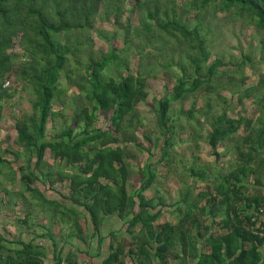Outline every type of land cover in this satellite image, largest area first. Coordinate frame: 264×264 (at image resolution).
Masks as SVG:
<instances>
[{
    "label": "trees",
    "instance_id": "16d2710c",
    "mask_svg": "<svg viewBox=\"0 0 264 264\" xmlns=\"http://www.w3.org/2000/svg\"><path fill=\"white\" fill-rule=\"evenodd\" d=\"M101 1L0 0V79L16 71L22 81L30 86L33 95L31 113L20 117L15 123L17 140L30 154L25 162V170L23 166L20 167L24 170L21 180L26 191L38 193L44 201L58 206V201L45 199L41 191L33 188L31 183L37 179L42 183L47 180L49 184L56 180H67L68 195L64 198L73 205L72 208H67V212L72 214L77 234L81 233L78 221H86L87 217L97 231L105 216L117 214L120 218H125L133 213L137 199L140 207L148 206L149 201L142 192L152 182V175H149L139 191L135 194L128 191V154L125 147L117 144L119 139L115 133L120 132L124 122H131L127 115L132 114L137 103L143 100L146 76L136 69L135 73L105 79L103 72L116 58V49L102 54L98 60H89L84 66L83 79L91 85L85 90V98L91 107L83 106L75 113L69 125L56 133L47 134L46 123L51 115L53 102L61 99L60 73L68 63L67 54L70 51L67 45L60 44L54 36L72 28H89ZM131 1L135 9H140V3L146 6L150 2L156 3L155 12L158 9V0ZM192 1L202 6L220 1L224 10H232L240 17H247L249 22L264 29V0ZM146 15L153 18L155 14ZM143 24L147 27L145 30L149 31L150 24L146 20ZM157 25L164 32L186 43L184 54L176 61L178 72L173 75L171 93L153 100L156 126L165 139L164 143H167L172 127L168 114L170 103L184 98L187 94L208 93L218 63H207L205 40L195 26L189 28L178 19L168 17ZM15 38L20 50L27 57L18 70L9 51ZM172 62L173 60L170 61ZM80 88L83 90L85 87ZM98 109L100 113H96ZM100 117L108 121L107 128L100 126ZM258 118L262 123V119ZM241 120L227 118L225 114L211 119L206 141L216 156L218 153L215 149L218 144L239 128ZM223 122H226L225 126L222 125ZM252 130L243 139L248 149L244 151L237 148L240 163L226 174L223 182L217 184L214 190L199 195L208 196L205 205L209 209L224 208L225 232L219 235L211 233V250L200 257L198 264H219L225 258L229 259V264H264V235L259 236L253 231L255 228L264 232V194L250 195L245 191V178L250 175H253L255 185L264 187V125L258 127L255 134ZM46 149L53 153V159L58 163L54 174L50 170H43ZM166 154L167 152H163V155ZM33 157L35 169L31 167ZM8 163L0 155V174L3 165ZM66 167H69V172ZM71 167H77V170L72 171ZM192 174L204 178L202 173L192 171ZM51 175L56 179H50ZM78 207L87 212V217L82 216ZM193 207L198 208L196 203L187 205L189 219L193 217ZM156 217V213L146 216L145 212H140L134 214L128 224L143 222L150 227ZM173 230V226L166 224L156 233L164 238L161 247H157L156 251L160 260L158 264H167L165 252L170 247ZM208 230L209 227H205V231ZM36 249L38 248L32 243H25L20 251H16V257L8 255L6 260L11 264H40ZM122 254L121 247H117L101 264H124ZM56 264H60L59 259Z\"/></svg>",
    "mask_w": 264,
    "mask_h": 264
},
{
    "label": "rangeland",
    "instance_id": "374dc122",
    "mask_svg": "<svg viewBox=\"0 0 264 264\" xmlns=\"http://www.w3.org/2000/svg\"><path fill=\"white\" fill-rule=\"evenodd\" d=\"M158 2L155 12V2L146 6L140 3V9H135L131 0H102L89 28H72L54 36L70 51L68 63L60 73L61 99L54 100L46 128L48 135L56 133L69 125L83 106L91 107L85 98V90L91 85L83 79L84 66L89 60H98L102 54L116 49V58L103 72L105 79L135 73L136 69L146 76L143 100L127 115L131 122H124L120 132L115 133L119 139L117 144L125 147L128 154V191L135 194L152 175V182L143 195L155 201L162 196L167 202H175L180 196L175 189L195 191L223 182L226 174L240 163L237 148L248 149L243 139L251 133L250 129L255 134L264 125V29L249 22L247 17L224 10L220 1L206 6L192 0ZM147 13L155 15L148 18ZM166 17L176 18L189 28L195 26L205 40L207 63L217 61L218 64L208 93L187 94L170 103L168 114L172 127L170 138L164 143L156 126L153 100L171 93L173 75L178 72L176 61L186 50V43L157 25ZM144 20L151 26L149 31L145 30ZM9 51L18 70L27 57L20 50L17 38ZM0 83V155L9 161L0 174V202L42 203L40 195L26 191L22 183L30 154L17 140L15 130L16 120L32 111L31 88L16 71L0 79ZM81 86L85 88L82 90ZM221 114L242 120L239 128L218 144L216 156L210 150L206 135L211 119ZM100 126L108 127L103 117H100ZM34 161L33 157L32 169H35ZM44 161L43 170L54 174L58 163L49 149L45 150ZM22 166L24 170L20 169ZM65 169L69 172V167ZM75 169L71 167L72 171ZM192 171L202 173L204 178L194 176ZM49 178L56 179L53 175ZM245 183L248 194H264V187L254 184L253 175L245 178ZM31 186L41 190L45 197L59 196L56 192L67 191V180L49 184L47 180L42 183L37 179Z\"/></svg>",
    "mask_w": 264,
    "mask_h": 264
},
{
    "label": "crops",
    "instance_id": "0c3cea01",
    "mask_svg": "<svg viewBox=\"0 0 264 264\" xmlns=\"http://www.w3.org/2000/svg\"><path fill=\"white\" fill-rule=\"evenodd\" d=\"M212 190L214 187L195 191L178 188L175 192L180 196L175 202H167L162 196H158L157 201L144 196L149 205L143 207L139 206L135 196L137 202L133 213L125 218L117 214L107 215L97 231L90 223L87 212L78 207L82 216L87 217L86 221H78L80 234L76 233L71 212H67V208L73 206L64 198L68 195V187L66 192H56L60 195L52 197H45L39 190L45 199L56 200L59 206L44 201L41 196L42 203L11 205L0 202V264H11L6 260L7 256L16 257V251H20L25 243H32L38 248L35 252L40 264H56L58 259L60 264H101L117 247L123 251L121 257L124 264H158L160 260L156 251L164 238L156 233L166 224L174 227L170 247L165 252L167 264H198L200 257L211 250V233L219 235L225 232L224 208L209 209L205 205L208 196H199ZM166 192L163 191L164 194ZM190 203L198 206L192 209L193 217L190 219L194 222L187 216V205ZM140 212H145L146 216L157 214L150 227L143 222L128 224L132 216ZM205 227L209 230L205 231ZM219 264H229V259L225 258Z\"/></svg>",
    "mask_w": 264,
    "mask_h": 264
},
{
    "label": "built area",
    "instance_id": "2783aa9c",
    "mask_svg": "<svg viewBox=\"0 0 264 264\" xmlns=\"http://www.w3.org/2000/svg\"><path fill=\"white\" fill-rule=\"evenodd\" d=\"M262 210L260 209V212H261ZM252 220H254V218H252ZM254 233H256V234H258L259 236H263L264 235V232H262L261 230L259 231V230H255V228H254ZM79 264H85V263H79Z\"/></svg>",
    "mask_w": 264,
    "mask_h": 264
}]
</instances>
